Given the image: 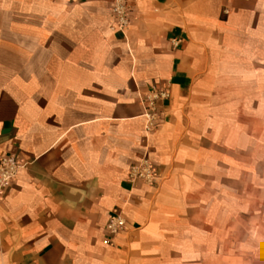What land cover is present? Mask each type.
<instances>
[{"label": "crops", "instance_id": "obj_1", "mask_svg": "<svg viewBox=\"0 0 264 264\" xmlns=\"http://www.w3.org/2000/svg\"><path fill=\"white\" fill-rule=\"evenodd\" d=\"M127 1L0 0V264H264V0Z\"/></svg>", "mask_w": 264, "mask_h": 264}, {"label": "built area", "instance_id": "obj_2", "mask_svg": "<svg viewBox=\"0 0 264 264\" xmlns=\"http://www.w3.org/2000/svg\"><path fill=\"white\" fill-rule=\"evenodd\" d=\"M113 12L120 22V26H125L128 20L129 5L127 0H115ZM174 44L178 46L181 42L179 37L172 39ZM169 94L166 89L153 88L150 92L142 97L145 106L144 116L147 118V131L155 126V120L158 118V106ZM22 164L16 156H5L0 158V194H4L6 190L16 179ZM162 180V174L158 167L146 157L138 165L131 168L128 175V181L134 184L142 181L156 186ZM125 228V220L119 214L114 215L106 226L107 242H112L113 238Z\"/></svg>", "mask_w": 264, "mask_h": 264}]
</instances>
